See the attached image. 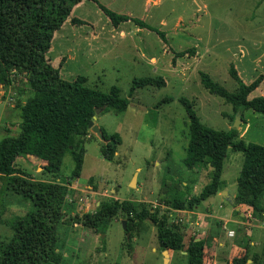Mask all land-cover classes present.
<instances>
[{"label":"rangeland","instance_id":"1","mask_svg":"<svg viewBox=\"0 0 264 264\" xmlns=\"http://www.w3.org/2000/svg\"><path fill=\"white\" fill-rule=\"evenodd\" d=\"M97 2L142 19L163 31L164 38L132 21L111 24ZM72 16L82 23L72 24L67 19L55 32L47 58L59 68L62 78L84 76L86 86L104 92L115 85L119 94L128 98L123 111L100 109L93 120L107 133H118L121 142L113 159H104L100 146L106 140L88 129L77 178L70 179L73 160L69 153L63 156L56 173L37 169L39 162L26 155L17 157L14 165L35 179L70 181L62 222L55 227V251L61 256L58 264H163L155 226L149 219L133 220L125 211H118L98 230L84 226L81 219L102 200L127 199L157 208L168 216L169 224L187 233L184 230L191 220L173 212L163 201L171 190L185 189V182L191 186L187 194H197L208 182L210 168L189 169L183 163L188 121L179 98L184 96L191 102L203 124L226 130L232 127L236 112L230 103L202 86L200 71L230 91L237 88L229 74L231 64L246 83L261 74L259 86L249 97L264 94V0H82ZM143 76L161 77L164 84L138 87L128 95L132 79ZM28 94L23 75L15 74L11 85L0 86V139L19 132L17 102ZM235 128L244 141L264 145V114L245 110ZM242 157L240 151L228 148L221 177L229 192H235ZM3 187L0 181V205L4 209L0 238L7 240L12 232L10 220L31 210L32 204ZM220 199L221 194L215 195L199 207L211 204L221 212L213 204ZM260 202L264 207V196ZM258 219V227L246 225L255 233L251 239H261L256 247L249 244L251 264H264V216ZM122 220L129 228L128 236ZM228 227L236 237L244 236L243 226L230 223ZM167 264H187L186 254L168 250ZM215 264L226 262L219 259Z\"/></svg>","mask_w":264,"mask_h":264},{"label":"trees","instance_id":"2","mask_svg":"<svg viewBox=\"0 0 264 264\" xmlns=\"http://www.w3.org/2000/svg\"><path fill=\"white\" fill-rule=\"evenodd\" d=\"M80 1L0 0V84L11 85L16 74L24 76L29 88L25 100L17 102L19 132L0 139V181L4 191L16 193L32 204L31 210L10 220L11 236L7 240L0 238V264H58L61 259L55 251V227L62 222V207L70 181L35 179L15 167L16 157L35 156L44 161L42 170L56 173L60 170L63 156L69 153L73 160L70 179L77 178L85 150L83 138L88 134V122L95 109L120 112L128 104V98L119 94L117 86L112 85L104 92L86 86L84 76L62 78L59 68L47 58L50 42L60 26L67 19L72 24L82 23L80 18L72 16L74 6ZM97 5L113 25L132 21L164 38L163 31L142 19L114 12L99 2ZM183 53L186 51L177 54ZM229 74L237 85L234 91L227 90L203 71L199 72V80L209 93L230 103L234 112L242 114L251 110L264 114V94L249 97L263 76L260 74L246 83L232 64ZM163 84L161 77H134L128 95L138 87ZM179 101L185 108L188 121L183 163L189 169L208 166L209 180L197 194L190 195L187 192L191 186L185 182L182 184L185 189L171 190L163 203L172 209L193 210L201 201L215 194L222 182L224 158L231 148L243 156L232 203L234 206L244 204L251 216H264L260 202L264 196V145L239 138L236 128L222 130L203 124L186 97H180ZM100 129L106 140L100 146V154L104 159L112 160L121 138L116 132L107 133L102 127ZM3 211L0 205V216ZM118 211H125L133 220L149 219L155 226L161 250L185 252L187 264H209L212 255L205 250L208 239L189 237L177 225L169 224L165 213L140 202L113 198L102 200L93 212L83 215L81 222L98 230ZM124 230L129 232L128 226ZM243 248V255L233 257L226 264H245L249 257L248 243Z\"/></svg>","mask_w":264,"mask_h":264},{"label":"crops","instance_id":"3","mask_svg":"<svg viewBox=\"0 0 264 264\" xmlns=\"http://www.w3.org/2000/svg\"><path fill=\"white\" fill-rule=\"evenodd\" d=\"M75 7L76 6H74V8ZM26 158H35L33 162H39L36 168L41 170L43 169L44 161H42L41 159L32 155H26ZM30 162H32V160ZM221 180L222 182L219 186L218 191L208 197L212 198L215 195H220L223 190L226 192V194L231 198L230 200L225 199L223 195H221L222 199H220L217 203L213 202V204H216L218 208L222 209L221 212L214 210L211 204H208L201 209L199 207L200 204L197 205L193 210L173 209V212L177 214L179 212L181 216H186L187 220H191V222L189 221L190 225L186 226L184 230L189 234V237L194 234V230H199L198 232H196V235H193L194 239H208V244L205 246V250L212 255V258H210L209 260V264H215L219 259H224L226 263H229L233 257H238L244 254L245 250L243 246L246 243H248V245L250 244V247H256L258 244H260L261 241V239L258 237H256L254 240L251 239L255 233L253 230H249L246 227V225L249 226V224L252 227H258V223L260 221V219L258 218L260 217H252L250 215V211H247L248 209H246V206L244 204L234 206L232 202L233 197L235 196V192H229L222 177ZM70 186H73V184L71 183ZM194 186L195 185H193L192 187L195 190L196 187ZM208 198H206L205 200H207ZM225 202L229 203L228 207ZM202 209L205 210V212H203ZM244 210H246V212H244ZM230 223H237L243 226L241 233H243L244 236L236 237V232L231 227H228ZM228 230L233 231V234L231 236L227 234ZM251 251L256 252L253 249ZM251 263L252 258L248 257L245 264Z\"/></svg>","mask_w":264,"mask_h":264},{"label":"water","instance_id":"4","mask_svg":"<svg viewBox=\"0 0 264 264\" xmlns=\"http://www.w3.org/2000/svg\"><path fill=\"white\" fill-rule=\"evenodd\" d=\"M99 108L95 109V113L99 112ZM239 118H240V113L237 111L234 115V120H233V124L232 127L235 128L239 122ZM95 116L93 115L91 120L88 122V128L102 141H105V138L101 132L100 127L94 123ZM221 195H223V197L227 200H230L231 198L226 194V192L223 190L221 192ZM232 201V200H231ZM122 226L123 229H125V221L122 220ZM126 236H128V232H126ZM197 240V239H196ZM162 254H163V264H167L168 262V251L166 249L162 250Z\"/></svg>","mask_w":264,"mask_h":264},{"label":"built area","instance_id":"5","mask_svg":"<svg viewBox=\"0 0 264 264\" xmlns=\"http://www.w3.org/2000/svg\"><path fill=\"white\" fill-rule=\"evenodd\" d=\"M227 234L231 236L233 234V231L232 230H228Z\"/></svg>","mask_w":264,"mask_h":264}]
</instances>
